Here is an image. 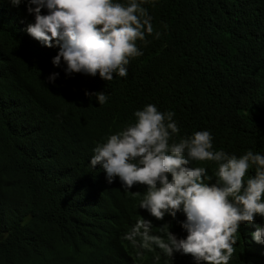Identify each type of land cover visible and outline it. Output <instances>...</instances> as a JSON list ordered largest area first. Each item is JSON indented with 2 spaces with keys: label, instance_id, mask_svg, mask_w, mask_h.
I'll use <instances>...</instances> for the list:
<instances>
[{
  "label": "trees",
  "instance_id": "trees-1",
  "mask_svg": "<svg viewBox=\"0 0 264 264\" xmlns=\"http://www.w3.org/2000/svg\"><path fill=\"white\" fill-rule=\"evenodd\" d=\"M138 2L160 38L137 41L143 55L130 59L128 75L105 81L99 73L67 75L63 60L54 66L59 47L26 31L35 23L28 0L19 7L0 0V264H196L190 254L168 257L156 244L149 250L139 237L136 245L125 239L141 219L162 242L169 232L186 239V214L158 220L140 208L147 185L125 191L119 177L109 184L90 163L94 148L148 104L175 114L180 132L170 144L206 130L216 151L264 155V0ZM86 91L105 92L107 102ZM190 166L207 169L205 183L217 182L215 162ZM254 175L251 167L245 182ZM257 226L264 217L241 223L229 264H264V244L252 238Z\"/></svg>",
  "mask_w": 264,
  "mask_h": 264
},
{
  "label": "clouds",
  "instance_id": "clouds-1",
  "mask_svg": "<svg viewBox=\"0 0 264 264\" xmlns=\"http://www.w3.org/2000/svg\"><path fill=\"white\" fill-rule=\"evenodd\" d=\"M21 3L11 0L14 7ZM45 8L48 14H42ZM27 11L35 15L27 33L43 46L59 47L52 63L60 67L63 60L67 75L95 77L99 73L105 81H112L114 74L126 77L130 59L143 55L137 41L147 42L146 35L154 34L156 39L161 35L138 0L127 4L114 0H28ZM59 75L50 74L47 82L54 83ZM85 95L90 99L95 96L100 105L107 102L105 92L86 91ZM134 115V124L94 148L91 166L100 165L109 184L119 177L125 191L137 184L147 185L140 208L158 220L166 213L175 218L182 210L186 221L181 226L188 235L178 239L169 232V242H162L150 235L152 222L141 219L125 239L136 245L139 237L140 246L149 250L156 244L168 257L177 252L190 254L196 264H229L241 223L253 222L256 215L264 217V155L249 150L237 158L216 151L206 130L170 144L172 136L180 132L173 112H161L148 104ZM193 161L215 162L217 182L205 183L210 179L207 169L191 167ZM251 167H255V175L245 182ZM168 225L162 230L167 231ZM252 238L264 244V226H257Z\"/></svg>",
  "mask_w": 264,
  "mask_h": 264
}]
</instances>
